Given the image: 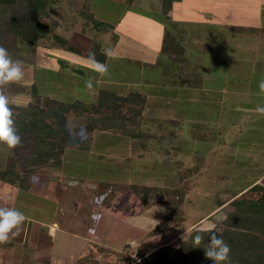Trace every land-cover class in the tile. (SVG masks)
Instances as JSON below:
<instances>
[{
    "label": "rangeland",
    "instance_id": "rangeland-1",
    "mask_svg": "<svg viewBox=\"0 0 264 264\" xmlns=\"http://www.w3.org/2000/svg\"><path fill=\"white\" fill-rule=\"evenodd\" d=\"M84 4L92 6L97 18L115 24L114 28L119 25L120 31L96 29L80 14ZM160 6L161 0H61L44 18L57 21L53 33L34 48L16 51L10 44L8 22L29 5L25 0L0 4V46L13 60L23 62V78L3 89L13 120L21 109H48L45 97L95 104L103 90L121 97L139 93L138 102L119 101L123 128H105L100 122L95 126L96 112L67 113L69 124L92 128L93 134L89 147L71 146L62 154V160L68 161L78 156L87 168L107 166L121 171L116 178L130 185L120 189L124 195L112 197L113 204L121 207L120 217L129 219L135 236L143 222L138 216L141 207L152 204L139 244L126 247L135 259L133 264H141L153 251L194 229L213 225L219 233L225 212L234 210L231 192L249 186L245 193L253 184L264 185V116L256 112L264 106L258 87L264 79V0H180L169 18L160 13ZM231 24L244 30L232 29ZM55 33L68 43L71 40L73 49L56 41ZM166 33L174 34L184 46L183 62L160 51ZM105 49L114 55L106 57ZM93 52L107 64L108 75L101 77L90 70L87 56ZM89 79L91 89L86 87ZM131 116L140 119L139 125ZM30 129L28 125L27 132L20 133L19 147L0 144V168L12 162L23 173L16 184L0 182V207L32 214L36 198L32 195L55 196L57 179L49 167L57 162L38 168L35 174L26 171L23 160L35 140ZM133 129L148 136L136 135ZM189 167L197 170L189 177L186 192L180 175ZM101 172L109 176L112 171ZM103 191L111 192L106 187ZM255 192L257 197L262 193ZM128 193L134 200L126 210ZM16 242L10 237L6 245L11 248ZM5 248L0 244V259Z\"/></svg>",
    "mask_w": 264,
    "mask_h": 264
},
{
    "label": "trees",
    "instance_id": "trees-1",
    "mask_svg": "<svg viewBox=\"0 0 264 264\" xmlns=\"http://www.w3.org/2000/svg\"><path fill=\"white\" fill-rule=\"evenodd\" d=\"M25 1L29 5L28 10L21 14H12L8 22L7 31L11 35L10 44L16 51H21L24 46L34 48L41 39L47 38L58 26L56 20L47 22L44 21V18L49 16L50 7L58 4L61 0ZM177 1L180 0H161L158 10L169 18ZM15 2L16 0H0V4H14ZM84 5L85 10H82L80 14L88 21L90 20L96 29L108 32L115 27V24L97 18L90 4ZM53 38L68 46V41L61 35L55 33ZM67 48L73 49L71 46ZM162 51L169 54L175 61L183 62L185 60V48L172 33H166L164 36ZM100 94L98 102L95 104L82 99L65 102L45 97L44 102L49 106L48 109L36 106L21 109L22 113L14 120L18 134L22 138L20 133L27 132L29 125L30 131L34 130L33 134L35 135L30 155L26 156V160H23V162L25 161L24 168L29 174H35L38 168L51 162H61L62 154L68 147L87 148L90 146L92 128L90 130L89 127L72 126L67 121V113L85 115L89 112L91 115L96 112L99 115L95 119L98 122L95 126L100 122V125L105 128L110 126L123 128L125 120L118 119L117 113L121 104L119 101L138 102L139 93L132 92L121 97L111 90H103ZM129 119L133 120L136 125L140 123V119L134 116ZM136 135L148 136L147 133L139 131L136 132ZM195 170L197 167H189L180 175L181 188L186 192L189 177ZM22 174L17 168V164L11 162L5 168H0V182L16 184L22 179ZM248 187L231 192L230 199L234 210L225 212L224 217L220 220L223 229L219 234L223 236L224 241L231 249V264H264V185L262 183L253 184L249 191L242 193ZM257 190L262 191L260 196L248 197V193ZM193 234L194 232L191 231L187 235H183L180 240L158 248L147 255L141 264H212V261L204 255L203 245L193 247ZM207 242L208 236L205 234V243Z\"/></svg>",
    "mask_w": 264,
    "mask_h": 264
},
{
    "label": "crops",
    "instance_id": "crops-1",
    "mask_svg": "<svg viewBox=\"0 0 264 264\" xmlns=\"http://www.w3.org/2000/svg\"><path fill=\"white\" fill-rule=\"evenodd\" d=\"M117 27L114 30L119 32ZM231 28L244 30L240 25L231 24ZM68 45L71 48L74 46L71 40ZM76 157L78 160L64 159L56 166L49 167L57 179L55 196L49 198L31 194L36 197L32 199L35 212L22 211L27 219L18 234L11 236L17 242L12 243L11 248L9 243L4 244L6 253L0 259V264H133L135 259H131L132 255L126 247L139 244L145 219L151 217L147 210L152 204L148 202L150 207H141L142 215L138 216L143 222L139 224L141 230L136 233L138 236H135L129 228V219L120 217L121 207L115 208L112 199L119 194L124 195L120 189H129L130 182L116 178L121 171L118 173L107 166L87 168ZM101 169L106 174L112 171L111 175L100 173ZM105 187L111 192L103 191ZM143 199L140 198V201L143 202ZM133 200L130 194V198L125 200L124 209H131L130 202ZM25 207L28 208L27 205ZM94 216L98 219H93ZM15 252L17 258L13 257Z\"/></svg>",
    "mask_w": 264,
    "mask_h": 264
},
{
    "label": "clouds",
    "instance_id": "clouds-1",
    "mask_svg": "<svg viewBox=\"0 0 264 264\" xmlns=\"http://www.w3.org/2000/svg\"><path fill=\"white\" fill-rule=\"evenodd\" d=\"M103 54L106 57H112L114 54L111 49H105ZM89 68L92 72L103 77L108 75V66L106 63L98 61L95 53H89L87 56ZM24 75L23 62L13 60L8 50L0 46V144L6 145L8 149H15L21 144V136L14 126L13 111L9 106V99L4 94V87L19 82ZM86 87H93V80L86 81ZM260 94H264V79L258 84ZM256 112L264 116V106H258ZM27 217L24 213L12 207H0V244H6L10 237L18 234ZM93 219H98L94 216ZM193 247L203 245L205 257L212 261V264H231L230 247L219 234L213 225H208L205 229L193 230ZM205 234L208 236V242L205 243Z\"/></svg>",
    "mask_w": 264,
    "mask_h": 264
},
{
    "label": "water",
    "instance_id": "water-1",
    "mask_svg": "<svg viewBox=\"0 0 264 264\" xmlns=\"http://www.w3.org/2000/svg\"><path fill=\"white\" fill-rule=\"evenodd\" d=\"M256 192H251V193H248V197H253V196H255L256 197Z\"/></svg>",
    "mask_w": 264,
    "mask_h": 264
}]
</instances>
